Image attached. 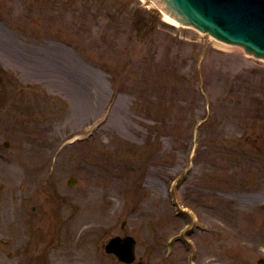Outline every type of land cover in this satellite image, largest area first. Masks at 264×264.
Segmentation results:
<instances>
[{
	"label": "rangeland",
	"instance_id": "1",
	"mask_svg": "<svg viewBox=\"0 0 264 264\" xmlns=\"http://www.w3.org/2000/svg\"><path fill=\"white\" fill-rule=\"evenodd\" d=\"M101 1L71 0L63 18L36 11L34 20L28 7L53 0H0V180L7 212L15 208L10 190L17 178L39 188L37 195L63 188L70 195L66 212L80 196V256L91 255L93 264L95 256H107L82 237L90 225L94 238L132 234L137 258L163 264L165 235L188 221L173 215L168 181L181 170L191 126L207 110L195 94L201 85L210 118L199 130L196 165L175 195L215 227L194 232L197 264H256L264 257V61L161 18L138 41L128 8L118 16L124 20L100 26L102 14L112 13ZM121 4L151 8L142 0ZM82 6L85 13L70 11ZM238 73L252 89L231 82ZM77 94L91 102L83 113ZM106 105L115 123L109 119L88 143L64 146ZM69 176L76 177L71 186ZM175 253L170 260L183 264V251ZM80 256L69 257L79 264Z\"/></svg>",
	"mask_w": 264,
	"mask_h": 264
},
{
	"label": "water",
	"instance_id": "2",
	"mask_svg": "<svg viewBox=\"0 0 264 264\" xmlns=\"http://www.w3.org/2000/svg\"><path fill=\"white\" fill-rule=\"evenodd\" d=\"M257 1H255V2H257ZM158 3H160V5H162V7L165 9V11H167L170 15H173L174 17L176 16L177 18L181 19L182 21H185V19H186L185 17L192 19V17H189L192 14L190 12L188 13L185 10L186 7H188L189 9L196 8L199 10L206 8V4H204V0H158ZM180 17H182V18H180ZM213 18H215V17L213 16ZM215 33L221 34L220 31H218V32L216 31ZM256 33L258 35V32H256ZM253 37L257 41V43L264 42L263 39H259L258 37L256 38L255 36H253Z\"/></svg>",
	"mask_w": 264,
	"mask_h": 264
},
{
	"label": "bare ground",
	"instance_id": "3",
	"mask_svg": "<svg viewBox=\"0 0 264 264\" xmlns=\"http://www.w3.org/2000/svg\"><path fill=\"white\" fill-rule=\"evenodd\" d=\"M160 13L163 14V17L166 20H168L171 23L178 25V23L174 19L167 16L163 11H160ZM99 87H100L101 93H103L104 91L102 90L103 89L102 83H99ZM76 99H77L76 107H77L78 113H80V112L83 113L87 109H89V106L91 105L90 102L87 99H85L84 97H82L81 94H77ZM78 104H79V108H78ZM116 118H117V115H112V117L110 118V122H114Z\"/></svg>",
	"mask_w": 264,
	"mask_h": 264
}]
</instances>
